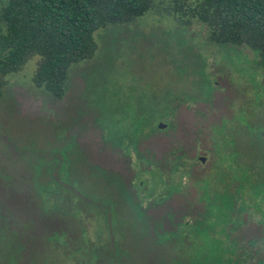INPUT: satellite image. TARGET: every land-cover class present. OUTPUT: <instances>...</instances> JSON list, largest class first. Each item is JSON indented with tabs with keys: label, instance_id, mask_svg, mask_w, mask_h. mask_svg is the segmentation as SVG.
Segmentation results:
<instances>
[{
	"label": "rangeland",
	"instance_id": "obj_1",
	"mask_svg": "<svg viewBox=\"0 0 264 264\" xmlns=\"http://www.w3.org/2000/svg\"><path fill=\"white\" fill-rule=\"evenodd\" d=\"M162 13L96 30V53L70 66L62 100L35 88L36 55L2 78L0 214L9 211L12 227L23 229L28 263L41 253L51 259L49 244L64 240L106 252L118 245L129 253L126 264L163 255L151 249L168 237L161 232L212 203L202 190L219 195L212 152L225 143L218 136L234 130L230 190L243 212L237 236L250 249L247 262L264 264V126L250 125H264V67L256 52L208 44L202 27L181 31ZM174 154L184 159L177 171ZM109 257L102 264L116 263Z\"/></svg>",
	"mask_w": 264,
	"mask_h": 264
},
{
	"label": "trees",
	"instance_id": "obj_2",
	"mask_svg": "<svg viewBox=\"0 0 264 264\" xmlns=\"http://www.w3.org/2000/svg\"><path fill=\"white\" fill-rule=\"evenodd\" d=\"M152 10L162 11L161 17L169 16L181 31L199 25L204 29L208 44L256 52L257 65L264 67V0H3L0 5V97L3 93L2 78L17 72L36 55L38 61L32 76L35 88L55 100H62L69 87L70 66L87 62L96 53L97 44L93 36L96 30L132 21ZM235 132L220 134L217 141L225 140V143L214 144L217 153L214 151L212 154L216 156L217 177L221 185L219 195L215 196L218 200L209 196L211 190H202V195L212 203L203 204L205 209L191 216L190 221L178 222L176 229L163 230L161 233L168 237L162 243L154 242L151 247L153 253L160 250L163 255L151 256L144 264H251L247 262L250 249L242 245L241 237L237 236L243 223L240 217L243 212L236 206L230 190L231 155L239 150ZM262 150L263 168L260 167L262 176L259 179L264 186V148ZM173 159L176 161L174 170L177 171L182 155L174 154ZM99 171L104 179L108 177L105 171ZM124 192L134 202L126 186ZM171 192L172 189L167 190V196ZM200 199L203 200L202 197ZM39 202L42 203L41 200ZM140 212L147 230L149 221L145 210ZM3 213L6 214H0V264H23L24 260L30 264L26 261V254L32 251L27 249L29 240L23 229L18 231L12 227L14 216L4 209ZM130 219L131 223L137 224L135 218ZM157 226L154 225L153 229ZM53 235L54 241L57 240L59 234L54 232ZM262 237L264 242V235ZM251 242L254 244L251 239L248 246ZM67 243L66 240L62 245L50 243L52 254H55L51 258L59 254L80 261L86 256L85 247H71ZM95 248L100 252L99 246ZM244 248L249 252L242 257ZM91 249H86L87 254L90 252L87 258L94 259L95 249ZM262 252L264 254V247ZM49 254L37 255V264H46L45 261L50 260ZM107 254L111 256L107 259L114 257V264H126L125 258L129 256L118 245Z\"/></svg>",
	"mask_w": 264,
	"mask_h": 264
},
{
	"label": "flooded vegetation",
	"instance_id": "obj_3",
	"mask_svg": "<svg viewBox=\"0 0 264 264\" xmlns=\"http://www.w3.org/2000/svg\"><path fill=\"white\" fill-rule=\"evenodd\" d=\"M90 247L95 249V251H93L95 254L97 253L94 259L93 258H87L89 256L90 252H89V254H87L86 248H85L86 256H84V258H81L80 261H75L73 259H67V258H64L63 256L58 254V255H56V257L51 258L50 260H46L45 262H47L46 264H102L104 257L108 256L106 250L103 249L104 247L99 246L100 252L95 248V246L92 245ZM91 248H89V249L92 250ZM101 248L104 251H102ZM59 256H61V257H59ZM89 260L91 262H89ZM50 261H51V263H50Z\"/></svg>",
	"mask_w": 264,
	"mask_h": 264
},
{
	"label": "water",
	"instance_id": "obj_4",
	"mask_svg": "<svg viewBox=\"0 0 264 264\" xmlns=\"http://www.w3.org/2000/svg\"><path fill=\"white\" fill-rule=\"evenodd\" d=\"M164 126H165V124H163V123H160V124L158 125V127L161 128V129H162ZM204 159H205L204 157H200V160H201L202 162H204Z\"/></svg>",
	"mask_w": 264,
	"mask_h": 264
}]
</instances>
